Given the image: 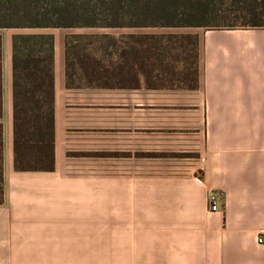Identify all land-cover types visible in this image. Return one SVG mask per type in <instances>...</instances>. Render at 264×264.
Here are the masks:
<instances>
[{"label": "crops", "instance_id": "crops-1", "mask_svg": "<svg viewBox=\"0 0 264 264\" xmlns=\"http://www.w3.org/2000/svg\"><path fill=\"white\" fill-rule=\"evenodd\" d=\"M13 30L54 36L55 167H13L10 38L0 264H264V28ZM69 34L115 41L104 83L67 87ZM166 36L195 89L147 74Z\"/></svg>", "mask_w": 264, "mask_h": 264}, {"label": "trees", "instance_id": "trees-1", "mask_svg": "<svg viewBox=\"0 0 264 264\" xmlns=\"http://www.w3.org/2000/svg\"><path fill=\"white\" fill-rule=\"evenodd\" d=\"M264 28V0H0V30L42 28ZM160 39L145 55L147 74L162 82L198 86V42L189 48L174 36ZM107 35L65 36L67 87L80 81L104 83ZM156 43H158L156 41ZM187 44V45H188ZM117 54V53H116ZM122 53H118L121 57ZM178 63H181L178 69ZM11 123L13 167L17 171H52L55 167L54 36H11ZM4 78L0 34V203L4 200Z\"/></svg>", "mask_w": 264, "mask_h": 264}, {"label": "rangeland", "instance_id": "rangeland-1", "mask_svg": "<svg viewBox=\"0 0 264 264\" xmlns=\"http://www.w3.org/2000/svg\"><path fill=\"white\" fill-rule=\"evenodd\" d=\"M95 32H100L103 30H92ZM16 32V30L13 29H2L0 30V34L2 35L3 38V78H4V116H3V123H7V120L10 115V102H9V81L7 78V69H6V64H7V53H6V48H5V42L11 38V36Z\"/></svg>", "mask_w": 264, "mask_h": 264}, {"label": "built area", "instance_id": "built-area-1", "mask_svg": "<svg viewBox=\"0 0 264 264\" xmlns=\"http://www.w3.org/2000/svg\"><path fill=\"white\" fill-rule=\"evenodd\" d=\"M219 198L220 195L216 191H211L208 194V203L211 211H216L219 209ZM257 241L259 244H264V236L262 234H259Z\"/></svg>", "mask_w": 264, "mask_h": 264}]
</instances>
